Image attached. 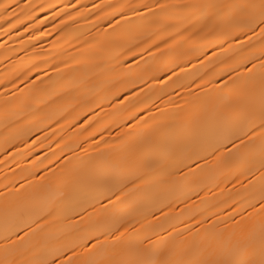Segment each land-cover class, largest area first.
<instances>
[{
    "label": "bare ground",
    "instance_id": "6f19581e",
    "mask_svg": "<svg viewBox=\"0 0 264 264\" xmlns=\"http://www.w3.org/2000/svg\"><path fill=\"white\" fill-rule=\"evenodd\" d=\"M242 2L19 0L21 7L31 6V16L11 30L0 20V249L12 224L19 225V235L31 225L57 247H91L99 237L110 251L112 238L101 232L115 222L128 224V240L137 238L134 229L156 240L154 232L166 236L173 224L178 232L188 226L203 232L213 221L231 229L247 216L251 209L241 199L247 180L237 182L223 165L200 183L182 175L188 172L182 164L169 167L167 183L147 177L135 205L116 209L108 198L114 201L136 173L118 176L105 167L114 156H151L168 143L188 144L193 134L222 129L234 115L246 70L253 63L258 70L264 48L259 28L249 31L239 20L209 19L208 9L169 8L154 23L143 5L158 11V4ZM108 5L138 7L123 8L122 16ZM236 201L245 209L239 214Z\"/></svg>",
    "mask_w": 264,
    "mask_h": 264
},
{
    "label": "snow or ice",
    "instance_id": "6c2138e0",
    "mask_svg": "<svg viewBox=\"0 0 264 264\" xmlns=\"http://www.w3.org/2000/svg\"><path fill=\"white\" fill-rule=\"evenodd\" d=\"M107 7L113 8L123 16V8L128 7L135 12L138 6L108 5ZM143 7L150 9L149 17L154 23H159L160 15L169 8L208 9L211 13L209 19L224 17L229 22L239 20L249 31L255 32V28L258 27L259 35L264 38V0L199 5L158 4L156 5L158 11L151 10V6L147 4ZM31 11V6L21 7L19 0H0V20L8 23L10 30L22 25L23 18L30 17ZM137 18L146 19L143 16ZM132 23L131 20L125 21L126 25ZM163 43L165 47H169L167 41ZM156 47L160 51L159 45ZM257 59H260L258 70L255 63L246 70L243 87L232 103L234 115L230 123L225 124L222 129L219 131L214 129L207 136L193 134L188 144L168 143L165 150L152 153L151 156L144 154L134 158L114 156L105 165L107 171L118 176H123L129 171L136 173L134 179L119 189L114 201L111 197L108 198V203L113 209L126 202L128 207L132 208L136 203L133 198L141 190V185L148 182L149 176L159 183H167L165 169L169 167L182 164L188 168V172L182 175L185 178L191 176L193 183H200L203 178L223 165L235 173L237 182H241V177L247 180V184L243 185L247 196L241 199L251 211H248L247 216L241 215V220L234 222L235 227L229 229L226 226L221 229L218 227V222L213 221L203 232L201 228L194 229L192 226L186 227L183 232H178L173 224L172 231L166 236L161 237L159 232H154L156 240H153L152 236L141 238L139 229H134L137 238L128 240L125 238L128 224L115 222L105 226L101 232V235L112 238L109 251L104 250L99 237L91 247L87 242L80 244L68 242L57 247L50 244L47 238L37 237V229H32L31 225L28 226V231L19 235L16 231L19 225L12 224L6 226L3 233L4 243L0 249L3 251V258L0 259V264H264V48L261 49L260 57ZM244 62L246 60L241 61ZM129 71L131 72V69ZM239 80L240 77L237 78V81ZM237 81H233V84ZM225 87L227 88L228 85L226 84ZM128 135L131 136L133 133L130 132ZM224 140L229 141L230 147L223 143ZM152 161L162 163L160 167L150 169L149 164ZM68 163H71V159ZM98 167L95 163L90 165L92 170ZM129 183L132 185L131 188ZM23 187L24 185H21V188ZM19 192L20 190H17V194ZM235 203L238 214L245 210L241 201ZM171 206V204L167 205L169 208ZM101 207L107 211L108 206L101 205ZM161 211L163 212V209ZM163 214L168 216V213ZM53 215V211L47 213L48 217ZM41 219L44 224L49 223L46 217ZM196 223L203 226L204 222ZM40 230L43 231V225L40 226ZM184 232L188 235L185 236ZM81 248L85 249L83 253L78 251Z\"/></svg>",
    "mask_w": 264,
    "mask_h": 264
}]
</instances>
